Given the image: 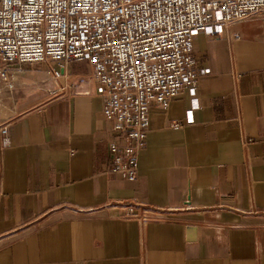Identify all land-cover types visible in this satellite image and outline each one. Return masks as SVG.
<instances>
[{
    "label": "crops",
    "instance_id": "0c3cea01",
    "mask_svg": "<svg viewBox=\"0 0 264 264\" xmlns=\"http://www.w3.org/2000/svg\"><path fill=\"white\" fill-rule=\"evenodd\" d=\"M220 33L194 36V92L151 104L135 180L105 172L86 61L10 66L0 264H264V13Z\"/></svg>",
    "mask_w": 264,
    "mask_h": 264
},
{
    "label": "built area",
    "instance_id": "2783aa9c",
    "mask_svg": "<svg viewBox=\"0 0 264 264\" xmlns=\"http://www.w3.org/2000/svg\"><path fill=\"white\" fill-rule=\"evenodd\" d=\"M263 13L264 0H0V79L13 87V64L49 59L63 69L69 60L86 61V81L113 133L105 172L135 180L151 104L165 109L184 88H196L194 36L219 35ZM7 132L0 125V158Z\"/></svg>",
    "mask_w": 264,
    "mask_h": 264
},
{
    "label": "water",
    "instance_id": "95a60500",
    "mask_svg": "<svg viewBox=\"0 0 264 264\" xmlns=\"http://www.w3.org/2000/svg\"><path fill=\"white\" fill-rule=\"evenodd\" d=\"M186 231L188 233V238L189 239H194V237H195V227L194 226H188L186 228Z\"/></svg>",
    "mask_w": 264,
    "mask_h": 264
}]
</instances>
